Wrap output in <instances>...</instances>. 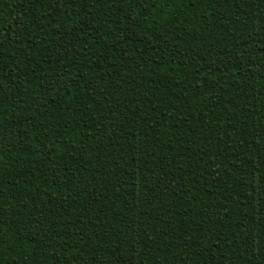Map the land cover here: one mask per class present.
Returning a JSON list of instances; mask_svg holds the SVG:
<instances>
[{
	"label": "trees",
	"instance_id": "obj_1",
	"mask_svg": "<svg viewBox=\"0 0 264 264\" xmlns=\"http://www.w3.org/2000/svg\"><path fill=\"white\" fill-rule=\"evenodd\" d=\"M0 264H264V0H0Z\"/></svg>",
	"mask_w": 264,
	"mask_h": 264
}]
</instances>
